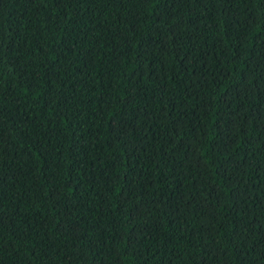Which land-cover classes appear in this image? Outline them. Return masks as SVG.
Returning a JSON list of instances; mask_svg holds the SVG:
<instances>
[{
	"label": "trees",
	"instance_id": "obj_1",
	"mask_svg": "<svg viewBox=\"0 0 264 264\" xmlns=\"http://www.w3.org/2000/svg\"><path fill=\"white\" fill-rule=\"evenodd\" d=\"M0 264H264V0H0Z\"/></svg>",
	"mask_w": 264,
	"mask_h": 264
}]
</instances>
